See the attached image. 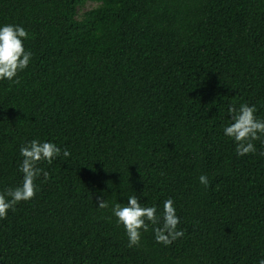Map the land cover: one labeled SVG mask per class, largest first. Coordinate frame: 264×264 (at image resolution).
Returning <instances> with one entry per match:
<instances>
[{"label":"trees","instance_id":"obj_1","mask_svg":"<svg viewBox=\"0 0 264 264\" xmlns=\"http://www.w3.org/2000/svg\"><path fill=\"white\" fill-rule=\"evenodd\" d=\"M6 24L32 55L0 80V192L22 183V146L61 154L0 219V264L264 259V135L238 156L223 133L230 104L264 120V0H0ZM133 194L157 216L172 199L184 235L157 243L146 221L129 247L112 207Z\"/></svg>","mask_w":264,"mask_h":264},{"label":"clouds","instance_id":"obj_2","mask_svg":"<svg viewBox=\"0 0 264 264\" xmlns=\"http://www.w3.org/2000/svg\"><path fill=\"white\" fill-rule=\"evenodd\" d=\"M27 36V31L21 26L6 24L0 27V80H13L18 72L29 65L32 53L25 50L23 43ZM255 112V106L246 103L240 104L239 107L235 104L228 105L231 122L223 128V133L235 142L238 156L254 153L256 149L252 141L259 140L264 135V120L258 119ZM60 154L61 149L54 143L35 139L20 148V155L23 158L19 165V171L23 175L22 183L14 189L8 188L0 192V219L6 218L8 210L14 209L19 202L35 197L37 177L41 174L45 180L49 177L48 172L37 165L41 161L51 164ZM69 155V151L64 149L63 156ZM260 155H264V152ZM199 182L205 187L209 183L205 175L199 177ZM96 204L99 209L109 207L108 202L102 197H97ZM112 214L118 225L124 227L129 247L139 245L141 230L148 231L147 222L154 226L159 225L153 228L157 243L167 246L184 235L182 230H177L180 220L170 198L163 202L160 216H157L155 206H142L134 194L128 196L127 205L114 203ZM259 264H264V259H261Z\"/></svg>","mask_w":264,"mask_h":264},{"label":"rangeland","instance_id":"obj_3","mask_svg":"<svg viewBox=\"0 0 264 264\" xmlns=\"http://www.w3.org/2000/svg\"><path fill=\"white\" fill-rule=\"evenodd\" d=\"M94 5H95V3L92 2V1H86V2H84L83 5L77 7V10H76L77 11V15L79 16V14L82 11H84L85 9H88V8L94 6Z\"/></svg>","mask_w":264,"mask_h":264}]
</instances>
